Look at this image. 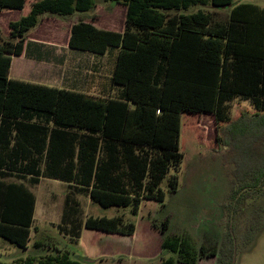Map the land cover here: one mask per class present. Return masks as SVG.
I'll return each instance as SVG.
<instances>
[{
    "label": "trees",
    "instance_id": "obj_1",
    "mask_svg": "<svg viewBox=\"0 0 264 264\" xmlns=\"http://www.w3.org/2000/svg\"><path fill=\"white\" fill-rule=\"evenodd\" d=\"M105 1L126 8L124 30L98 28L93 16L71 27L68 48L96 55L116 51L110 77L115 98L10 78L12 58L24 55L28 35L44 15L93 12L94 0H0V13L27 12L17 21L0 16L7 34L0 43V239L24 250L36 203L24 182L37 185L44 178L68 184L63 226L71 221L75 194L106 209L130 207L133 215L145 201L163 203L160 185L185 155L183 115L212 116L216 144L220 126H230L223 142L244 156L233 175L232 201L245 203L264 191V7L233 0ZM200 6L230 12L225 21L212 12H190ZM236 99L248 101L255 115L232 121L230 104ZM8 178L17 183H7ZM168 185L176 191V178ZM70 225L79 237L82 223ZM83 226L108 235L131 237L135 232V225L120 217H87ZM167 228L165 221L161 234ZM229 245L220 258L219 250L198 252L182 236H167L161 239L158 260L198 264L217 257L218 264H232L234 237ZM93 262L57 250L12 264Z\"/></svg>",
    "mask_w": 264,
    "mask_h": 264
},
{
    "label": "rangeland",
    "instance_id": "obj_2",
    "mask_svg": "<svg viewBox=\"0 0 264 264\" xmlns=\"http://www.w3.org/2000/svg\"><path fill=\"white\" fill-rule=\"evenodd\" d=\"M94 2L97 6L93 12H76L72 16L64 17L66 22L62 27L67 28L70 24H77L94 16L97 17L95 24L98 28L112 29L115 32L124 30L125 7L105 0ZM233 2L264 7V0ZM26 9H30L29 4ZM198 10L214 12L219 21H225L229 15L228 9H217L212 6L195 7L190 12ZM8 13L1 12V18L13 20L19 16V12ZM5 20L0 21V43L7 39L6 32H3ZM46 25H50L54 31L61 29L50 22ZM42 27L29 34L40 32ZM57 34L53 32V37L57 38ZM58 42L61 46H66V41H62V38ZM69 51L70 53L60 54L62 61L59 63L54 57L47 56L48 64L57 69L53 73L43 74L50 75L48 78L56 88L68 90L72 88L91 96H101L104 91L110 90V77L116 57L114 49H109L105 55ZM24 59V56L12 58L11 79L54 86L44 81L43 74L41 76L43 69L50 68L45 61L41 65L35 62L36 65ZM67 64L70 67L76 64L77 70L69 71ZM255 113L248 101L236 99L230 104L232 121L238 120L241 115L251 117ZM182 117L180 144L185 155L180 166L176 170L172 169L160 185L165 193L163 203L145 201L139 214L133 215L130 207L106 209L93 203L86 196H77L81 203L80 219L120 217L124 224L137 226V235L133 240H115L114 236H105L102 232L83 227L79 243L77 245L71 243L57 227L63 213L65 197L68 196V188L62 184H53L54 181L42 182L36 186L27 183L30 191L37 197L35 227L38 231L32 230L29 245L25 250L0 239V262L12 264L17 259L55 255L57 250H60L69 251L74 259L96 261L88 264H160L158 256L161 253V239L178 235L189 240L198 252L201 248L219 250L220 258L223 250L230 246V236L234 237L233 264H264V191L262 195L245 203L231 200L233 175L237 167L243 163L244 156L237 148L226 147L223 142L227 139V130L230 126H220L218 136L221 141L216 144L217 132L212 116ZM248 120L249 123H254V118ZM171 177L177 180L176 191L169 188ZM165 221H168V228L161 234ZM37 242L43 246L37 248L35 246ZM117 251L121 252L120 255H116ZM170 256L174 255L167 254V257ZM202 264H218V259L211 258Z\"/></svg>",
    "mask_w": 264,
    "mask_h": 264
},
{
    "label": "crops",
    "instance_id": "obj_3",
    "mask_svg": "<svg viewBox=\"0 0 264 264\" xmlns=\"http://www.w3.org/2000/svg\"><path fill=\"white\" fill-rule=\"evenodd\" d=\"M107 2V1H106ZM240 4V3H239ZM97 6V5H96ZM9 13L8 14H13L12 12H14V11H8ZM211 12V11H210ZM224 12H227V11H224ZM230 12V11H229ZM229 12H227V14L229 13ZM27 12L26 11H23V12H21V13H19V18L23 15V14H26ZM212 13H214V12H212ZM1 14V13H0ZM44 16H48V18H46V17H42L41 18V22H40V25L36 28V29H34L35 31L39 28V27H41V26H43L42 28H41V30H40V32H35V33H33L32 35H28L29 37H28V41L29 42H27V46H26V50H25V53H24V60L26 61L27 59H28V61H31V62H33L34 64H40L41 65V63L42 62H46L47 63V65L48 66H50V68H47V69H43L42 70V73H41V76H43L44 77V81L46 82V83H48V84H50L51 83V80H49V78H48V76H50V75H45V74H43V73H53V72H55V70L57 69H55V67L53 66V65H50V64H48V58H47V56L49 55L50 57L52 56V57H54V59H56L57 61H58V63L59 62H61L62 61V58H60V54H63V53H65V52H69L70 53V51L69 50H71V49H69L68 48V40H69V36H70V30H71V27L74 25V24H70L69 25V27H67V28H63L62 26H63V24L66 22V20H64L63 18H61V17H54V16H49V15H44ZM90 18H92V17H90ZM59 19V20H58ZM90 19H88V20H85V19H83L82 21H89ZM8 22L10 21V19H8L7 20ZM13 21H17V17H15L14 19H13ZM48 22H50V23H52V24H54L55 26L57 25L58 27H60L61 29H60V31H58V30H55L54 31V29L52 30V28L50 27V25H46V23H48ZM96 25V24H95ZM57 29V28H56ZM106 30H112V29H106ZM114 30H118V29H114ZM56 31H58V32H56ZM64 31V32H63ZM119 31V30H118ZM53 32H54V34L56 35V33H58L57 34V38H54L53 37ZM120 32H122V31H120ZM61 35H65L64 37L63 36H61ZM62 38V41H66V46L64 45V46H61V44L58 42L61 38ZM54 40H57V42H54ZM75 51V50H74ZM43 56V58H41ZM34 60V61H33ZM36 62V63H35ZM36 64V65H37ZM68 65V64H67ZM68 70L70 71V70H73V71H76L77 70V65L75 64L73 67H70L69 65H68ZM67 70V71H68ZM43 74V75H42ZM47 78H48V80H47ZM51 79V78H50ZM35 84V83H34ZM51 84H53V83H51ZM40 85V84H39ZM54 85V84H53ZM43 86H45V85H43ZM56 85H54L53 86V88H56L55 87ZM47 87H51V86H47ZM57 89H63V88H57ZM65 90H68V89H65ZM69 91H76V92H81V91H77V90H75V89H72V88H70L69 89ZM81 93H85V94H89V93H86V92H81ZM110 97V98H115L116 97V95H115V93H114V89H110L109 91H104V93L100 96V97ZM51 181H54V183L53 184H62V185H65L67 188H68V190H69V192H68V195L70 194V192H71V189H70V187L68 186V184L67 183H65V182H61V181H58V180H53V179H44V178H42V179H40V182L37 184V185H39L40 183H42V182H48V183H51ZM6 182L7 183H17V180L15 179V178H8V179H6ZM24 184H25V186L30 190V187L29 186H27V182H24ZM29 184V183H28ZM32 186H36V185H32ZM77 196H84V195H79V194H75V195H73V198H72V203H71V210H69L68 211V213H70L71 212V221H66V225L65 226H63L61 223H62V221H63V217H64V211H65V209H66V201H67V196L65 197V200H64V208H63V213H62V216H61V220H60V224H58L57 225V227L59 228V229H61V227H64L63 229L64 230H61V231H63V234H64V236L66 237V238H68V240L71 242V243H73V244H75V245H77L78 243H79V241H80V239H81V234H82V229H83V224H84V222H85V220H86V218L84 219V220H82V219H80L79 218V215H80V213H81V203H80V201L77 199ZM36 197V196H35ZM36 208H37V197H36V203H35V210H34V218H33V228H31V233H32V230H34V228H36V230L35 231H38V228L37 227H35V221H36V219H35V215H36ZM139 212H140V210H139ZM139 214V213H138ZM137 214V215H138ZM80 221L81 223H82V227H81V230H80V234H79V237H75L74 235L75 234H73V229H72V227H71V225H70V223H72V222H74V221ZM62 225V226H61ZM137 231H138V228H137V226L135 225V232H134V234H133V236H131V237H127V236H121V235H108V234H106V233H104V235L105 236H114V238H115V240H133L135 237H136V235H137ZM97 232V231H96ZM103 233V232H102ZM30 237H31V234H30ZM118 252V251H117ZM121 253V252H120ZM120 253L118 252V253H116V255H120ZM123 255V254H122ZM206 260H201V261H199L198 262V264H202L203 262H205ZM101 262H103V261H101Z\"/></svg>",
    "mask_w": 264,
    "mask_h": 264
},
{
    "label": "water",
    "instance_id": "obj_4",
    "mask_svg": "<svg viewBox=\"0 0 264 264\" xmlns=\"http://www.w3.org/2000/svg\"><path fill=\"white\" fill-rule=\"evenodd\" d=\"M233 263H234V261H233ZM233 263H232V264H233Z\"/></svg>",
    "mask_w": 264,
    "mask_h": 264
}]
</instances>
